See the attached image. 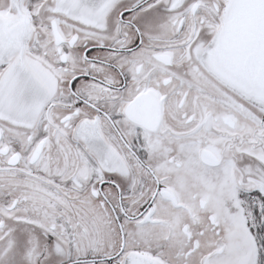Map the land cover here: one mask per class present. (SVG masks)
<instances>
[{
	"label": "snow or ice",
	"instance_id": "snow-or-ice-1",
	"mask_svg": "<svg viewBox=\"0 0 264 264\" xmlns=\"http://www.w3.org/2000/svg\"><path fill=\"white\" fill-rule=\"evenodd\" d=\"M0 264H264V0H0Z\"/></svg>",
	"mask_w": 264,
	"mask_h": 264
}]
</instances>
